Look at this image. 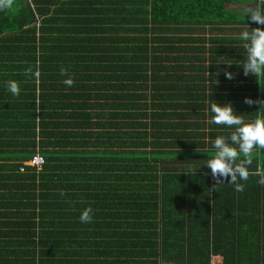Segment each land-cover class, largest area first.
I'll return each mask as SVG.
<instances>
[{"label": "trees", "instance_id": "16d2710c", "mask_svg": "<svg viewBox=\"0 0 264 264\" xmlns=\"http://www.w3.org/2000/svg\"><path fill=\"white\" fill-rule=\"evenodd\" d=\"M231 3L252 0H15L0 11V264H264V222L243 212L249 199L264 208L258 177L256 194L230 177L216 192L201 167L157 157L230 133L204 118L212 100L264 116L244 102L264 100V78L244 75L243 42L224 33L244 22ZM36 152L41 167L20 171ZM87 206L93 222L81 223Z\"/></svg>", "mask_w": 264, "mask_h": 264}, {"label": "clouds", "instance_id": "9594fccd", "mask_svg": "<svg viewBox=\"0 0 264 264\" xmlns=\"http://www.w3.org/2000/svg\"><path fill=\"white\" fill-rule=\"evenodd\" d=\"M14 4L15 0H0V11L11 10ZM244 16H247L250 21L257 25H264V0H252L251 5L244 9ZM240 39L245 49V59L240 65L244 75L251 74L256 78H264V28L254 27L250 29L247 23V28L240 33ZM221 61L228 65L232 64L224 60ZM23 74L25 77L39 78L41 73L38 68L34 70L29 66ZM59 74L65 77L62 82L66 86L74 85L75 81L72 75L63 65L59 68ZM224 74L227 79L234 78V74L227 69H225ZM6 87L12 95H20L21 88L18 81L9 80L6 82ZM244 102L249 105L253 103L264 105V100L254 101L248 97H245ZM209 111L212 116L207 121L208 124L223 125L233 129L228 135H216L211 141L214 154L203 163L210 168L215 179L210 190L218 192L219 186L225 183L224 179H220L221 177L225 179L230 177L227 183L233 185L237 192H243L245 189V184L241 181L246 182L252 176L258 177L257 183L264 186V164L257 163L256 168L251 169L258 150H264V116L258 115L254 120L246 121L243 115L234 111L230 102L221 105L211 101ZM258 112H264V107ZM210 131L211 129H209ZM196 150L200 151L198 148ZM197 168L189 169L187 172L190 171L195 174ZM59 194L65 195L63 190H60ZM79 221L81 223L93 222L91 206L81 210Z\"/></svg>", "mask_w": 264, "mask_h": 264}, {"label": "crops", "instance_id": "0c3cea01", "mask_svg": "<svg viewBox=\"0 0 264 264\" xmlns=\"http://www.w3.org/2000/svg\"><path fill=\"white\" fill-rule=\"evenodd\" d=\"M227 5H237L239 6V8H234V7H227ZM251 4H246V3H238V4H235V3H231V4H226L225 7L226 8H229V9H234L236 11V15H238V18L243 20L244 22L242 24L240 23H237L236 25H230L231 27H234L235 29V33H231L230 35L234 34V35H237V36H240V33L242 30H244L245 28H247V23L249 24V28H254V27H260V25H257L255 24L254 22L250 21V19L247 17V16H244V9L248 6H250ZM234 31V30H233ZM226 35V34H225ZM214 101V100H212ZM211 102V101H210ZM216 103L217 100H215ZM210 104V103H209ZM259 110V104H257V111ZM206 112H208L207 114H209V105L206 104ZM205 119H210L208 116L206 118V116L204 117ZM212 127H215L216 125L215 124H211ZM233 131V129H230V132ZM215 133H213V131H211L210 133L206 132L203 133V138H204V141L207 140V143H204L203 145L199 146L198 149L200 151H197L196 149H193V151L191 149H184L183 152H177V153H174L175 152V149L172 150V152H167V149L165 148L162 152H158L157 153V157L159 158H162L164 159L167 163V160H169V158H171L170 161L173 162V165H174V168L176 169H182V170H185L187 168L189 169H192V168H196V167H199L201 164V170H203V173L205 175H211V170L209 167H207L206 164H203L208 158H211V156L214 154V149L212 147L211 144H209V140L210 138L213 140L215 138ZM203 151V152H202ZM193 152V156H191L190 153ZM190 158V163H186L185 164V161L183 160L184 156ZM260 156V152L258 150L257 154H256V157L255 159L253 160V163L257 164L259 163L258 162V158ZM198 170V168L196 169ZM209 178V177H208ZM221 179V178H220ZM252 178H250V180L248 179V181L246 182H249L251 183L252 185V189H254V193L253 194H256L257 192V189H256V184L254 180H251ZM254 183H253V182ZM244 182V184L246 183ZM214 184V182H211ZM243 183V182H242ZM194 190H196V194L198 193L199 189H198V186H197V183L195 182V185L193 186ZM229 202V201H228ZM230 204V202H229ZM263 207V202L261 204H258L255 200L253 199H249L248 201H246V204L245 206H243V212L246 213V214H249V216H252V217H256L257 221H262L264 222L263 220V214H264V211H262Z\"/></svg>", "mask_w": 264, "mask_h": 264}, {"label": "built area", "instance_id": "2783aa9c", "mask_svg": "<svg viewBox=\"0 0 264 264\" xmlns=\"http://www.w3.org/2000/svg\"><path fill=\"white\" fill-rule=\"evenodd\" d=\"M43 164V157L39 153H34L32 154L27 160L22 162V165H20L19 170L23 171V167L30 166V168H34L35 170H38L41 165ZM211 181L215 183V179L213 178L212 174L210 175ZM218 257H211V262L212 264L214 261H217Z\"/></svg>", "mask_w": 264, "mask_h": 264}, {"label": "rangeland", "instance_id": "374dc122", "mask_svg": "<svg viewBox=\"0 0 264 264\" xmlns=\"http://www.w3.org/2000/svg\"><path fill=\"white\" fill-rule=\"evenodd\" d=\"M227 7H234V8H239V6L237 5H227ZM236 29V28H235ZM225 31H228L226 28H225ZM225 34H231V33H235V30L234 31H229V32H224Z\"/></svg>", "mask_w": 264, "mask_h": 264}]
</instances>
